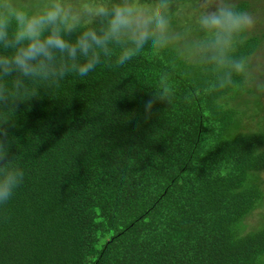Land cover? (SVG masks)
I'll list each match as a JSON object with an SVG mask.
<instances>
[{
  "label": "trees",
  "instance_id": "16d2710c",
  "mask_svg": "<svg viewBox=\"0 0 264 264\" xmlns=\"http://www.w3.org/2000/svg\"><path fill=\"white\" fill-rule=\"evenodd\" d=\"M197 2L170 0L174 30L198 35L178 9ZM263 40L244 37L247 73L224 87L168 48L17 101L0 264H264V209L246 222L264 207Z\"/></svg>",
  "mask_w": 264,
  "mask_h": 264
},
{
  "label": "clouds",
  "instance_id": "9594fccd",
  "mask_svg": "<svg viewBox=\"0 0 264 264\" xmlns=\"http://www.w3.org/2000/svg\"><path fill=\"white\" fill-rule=\"evenodd\" d=\"M195 32L172 27L170 0H0V204L24 179L12 148L11 115L17 101L73 78L84 80L104 64L124 67L175 48L205 67L224 87L247 73L246 58L234 56L258 23L234 0H198L191 5ZM154 99L143 112L151 114Z\"/></svg>",
  "mask_w": 264,
  "mask_h": 264
},
{
  "label": "rangeland",
  "instance_id": "374dc122",
  "mask_svg": "<svg viewBox=\"0 0 264 264\" xmlns=\"http://www.w3.org/2000/svg\"><path fill=\"white\" fill-rule=\"evenodd\" d=\"M258 3H259V7H258L257 12L255 13L256 16H257V18H258V23H257L256 27L260 26V28L262 29V31H264L263 30L264 29V0H259ZM187 8H190V6L189 5H185V6L179 5V7H178V9L180 11H183L184 12V17L183 18L186 19V20H188V18L190 19L191 13L193 12V9L191 10V9H187ZM186 23L188 24L189 22L188 21H185V22H182V24L181 23L180 24L181 25H185ZM188 27H190V26H187L186 28H184L183 31L185 29H187ZM253 60H254L253 61L254 64H256V65H259L260 64L262 67H264V40L260 44V47H259L258 52H257V55L254 56ZM263 72H264V69H263ZM263 103H264V96H263ZM251 104H253V103H251ZM261 116L264 117V108H263V110L261 112ZM263 176H264V174H263ZM263 209H264V207L263 208H258L256 211H254L247 218V221H246L247 224H250L251 226L257 224L259 222V217H260L259 214L261 212H263L262 211ZM259 226L256 225L255 227H259ZM253 229H255V228L253 227Z\"/></svg>",
  "mask_w": 264,
  "mask_h": 264
}]
</instances>
